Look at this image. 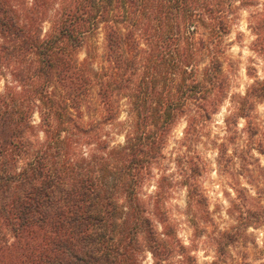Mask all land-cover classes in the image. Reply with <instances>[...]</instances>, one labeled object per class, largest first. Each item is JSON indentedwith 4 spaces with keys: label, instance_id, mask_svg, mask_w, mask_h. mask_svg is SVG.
<instances>
[{
    "label": "trees",
    "instance_id": "16d2710c",
    "mask_svg": "<svg viewBox=\"0 0 264 264\" xmlns=\"http://www.w3.org/2000/svg\"><path fill=\"white\" fill-rule=\"evenodd\" d=\"M241 10L264 60V0H0V71L10 79L0 92V264H140L145 252L151 264L192 260L161 192L138 190L176 120L199 130L215 110L208 95L223 92V38ZM98 33L108 60L93 70ZM160 82H176L175 94L156 93ZM110 92L132 98L123 123H112ZM235 98L233 115L249 119L264 79ZM92 106L97 119L83 120ZM109 124L127 126L122 143L103 139Z\"/></svg>",
    "mask_w": 264,
    "mask_h": 264
},
{
    "label": "rangeland",
    "instance_id": "374dc122",
    "mask_svg": "<svg viewBox=\"0 0 264 264\" xmlns=\"http://www.w3.org/2000/svg\"><path fill=\"white\" fill-rule=\"evenodd\" d=\"M246 18V11H239L223 38L227 45L220 57L224 89L218 95H208V100L217 103L215 110H210L199 130L188 129L186 115L176 120L160 157L138 190L141 199L161 192L163 209L174 223L176 238L192 258L186 264H264V100L254 105L249 119L233 115L235 97L245 92L253 78L264 79V60L250 50L254 36ZM42 27L43 33L44 24ZM91 44L92 69L106 67L108 58L100 33ZM140 47L144 48L142 42ZM83 56V50L79 51L78 58ZM139 74L140 68L132 80H138ZM8 81L6 71H0V92ZM125 84L132 86L135 82ZM175 84L160 82L155 91H166L162 97L172 96ZM145 94L142 97L148 101L155 97ZM92 97L100 100L95 92ZM108 97L117 105V119L112 123H123L132 98L125 99L119 92H110ZM97 114L92 106L83 112V120L97 119ZM32 119L37 123L36 114ZM253 128L257 130L254 135ZM126 130L127 126L105 125L103 139L109 145L122 143ZM36 136L31 139H43L40 132ZM22 165L18 161L15 171ZM185 176L190 177L191 187L182 181ZM187 196L193 197L190 212L186 210ZM138 259L140 264L152 263L147 252Z\"/></svg>",
    "mask_w": 264,
    "mask_h": 264
}]
</instances>
